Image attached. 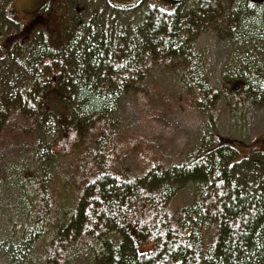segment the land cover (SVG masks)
I'll list each match as a JSON object with an SVG mask.
<instances>
[{
  "label": "trees",
  "instance_id": "trees-1",
  "mask_svg": "<svg viewBox=\"0 0 264 264\" xmlns=\"http://www.w3.org/2000/svg\"><path fill=\"white\" fill-rule=\"evenodd\" d=\"M168 1L174 5L172 12L148 4L142 22L146 39L140 32L142 54L128 34L112 44L98 40L94 54L88 48L90 36L78 48V84L67 72L70 62L60 65L50 49L41 56L44 65L32 85L18 91L16 100L0 97V135L17 110L46 108L60 126L50 151L65 161L48 175L24 179L34 202L32 227L46 239L41 256L48 264H68L76 254L91 250L93 264H264L263 166L258 188L248 195L233 176L238 161L223 164L225 149L237 151L228 145L232 142L169 163L156 154L146 156L150 149L145 139L122 133L106 115L108 94L130 92L149 106L159 100L148 83L149 73L158 69L181 76L185 100L198 105L215 101L199 57L185 43L196 22L185 28L187 21L175 11L188 0ZM243 1L264 6V0ZM66 50L75 46L68 44ZM240 81L229 93L234 104H264V68H251ZM127 153L139 160L138 173L122 166ZM189 184L195 186L196 203L177 206V190ZM64 186L73 204L55 223L50 219L62 208ZM110 235L118 240L109 242Z\"/></svg>",
  "mask_w": 264,
  "mask_h": 264
},
{
  "label": "rangeland",
  "instance_id": "rangeland-1",
  "mask_svg": "<svg viewBox=\"0 0 264 264\" xmlns=\"http://www.w3.org/2000/svg\"><path fill=\"white\" fill-rule=\"evenodd\" d=\"M148 3L174 11L168 0H142L139 4L137 0H0V97L16 100L18 91L32 85L44 65L41 56L50 49L60 65L70 62L67 72L78 84L82 78L78 48H84L90 36L88 48L94 54L98 40L112 44L111 40L125 34L135 40L134 46L142 54L146 39L142 22ZM112 4L128 10L112 8ZM175 11L187 21L185 28L188 22H196L185 43L199 57L203 78L216 93L215 101L198 105L185 100L181 76L158 69L149 73L152 82L148 83L159 100L149 106L130 92L117 97L108 94L106 115L122 133L145 139L150 149L146 156L156 154L169 163L232 142L228 145L237 151L225 149L223 164L232 158L238 161L233 176L244 193L251 195L264 167V104L237 105L229 93L251 68H264V6L243 0H188ZM133 31L138 35H130ZM68 44L77 51H63ZM59 135L54 112L46 108L11 112L0 135V264H48L41 256L46 239L32 227L34 202L24 179L29 174L48 175L65 161L50 151ZM120 162L132 172L142 170L131 153ZM55 177L59 182V175ZM70 197L64 186L62 208L50 221L63 218L73 204ZM196 201L192 184L180 187L174 197L181 207ZM108 240L116 242L118 236L110 235ZM93 252L82 251L68 264H93Z\"/></svg>",
  "mask_w": 264,
  "mask_h": 264
}]
</instances>
